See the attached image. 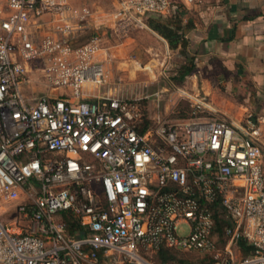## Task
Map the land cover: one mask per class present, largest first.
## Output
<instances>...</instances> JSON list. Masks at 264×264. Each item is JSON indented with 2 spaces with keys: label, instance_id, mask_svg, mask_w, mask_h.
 I'll return each instance as SVG.
<instances>
[{
  "label": "built area",
  "instance_id": "obj_1",
  "mask_svg": "<svg viewBox=\"0 0 264 264\" xmlns=\"http://www.w3.org/2000/svg\"><path fill=\"white\" fill-rule=\"evenodd\" d=\"M0 15V264H160L161 247L213 254L212 264H264V143L253 125L216 116L204 97L191 116L143 131L141 99L83 98L108 81L103 37L72 40L93 15L67 0H4ZM120 0L109 28L125 39L178 3ZM51 13L55 36H38ZM48 92L28 97L29 62ZM83 229L69 233L62 212ZM229 223L215 235V213ZM14 214L13 226L4 222ZM182 231V232H181ZM253 253L238 257L239 241Z\"/></svg>",
  "mask_w": 264,
  "mask_h": 264
},
{
  "label": "crops",
  "instance_id": "obj_2",
  "mask_svg": "<svg viewBox=\"0 0 264 264\" xmlns=\"http://www.w3.org/2000/svg\"><path fill=\"white\" fill-rule=\"evenodd\" d=\"M119 1L67 0L72 8L87 6L93 11L84 29L72 42L83 43L98 32L103 37L104 46L99 59L103 60L107 54L110 57L106 59L109 80L101 86L86 82L83 87L84 100L96 101L107 96L136 99L132 96L134 88L147 82L145 86L148 92L157 91L164 99L160 100L159 105L155 100L147 101L148 105H144L147 117L156 123L173 121L176 119L173 113L178 108L177 100L172 96L170 99L173 102H169L165 93L171 87L153 89L149 86L153 81L151 76L141 75L143 72H137L125 59L136 56L142 61L143 69L153 70L165 69L172 61L178 63L176 67H179L186 62L188 55L194 58L196 69L181 84L173 87L189 92L193 97H204L217 106L215 108H218L221 117L243 123L241 120L245 116H251L260 134L264 132V0L180 2L182 5L176 6L167 20L181 36L174 48L148 22L147 27L134 26L125 39H117L109 28L108 14ZM36 22L35 32L38 36H55L56 20L51 13H44ZM167 56L169 60L165 61ZM119 78L123 82L119 83ZM46 92L47 86L38 78L24 86V93L28 97ZM218 94H221L220 101L214 104Z\"/></svg>",
  "mask_w": 264,
  "mask_h": 264
},
{
  "label": "rangeland",
  "instance_id": "obj_3",
  "mask_svg": "<svg viewBox=\"0 0 264 264\" xmlns=\"http://www.w3.org/2000/svg\"><path fill=\"white\" fill-rule=\"evenodd\" d=\"M6 11V4H5V1L4 0H0V15L4 14ZM109 56V55H108ZM110 58V57H109ZM137 59V60H136ZM108 60V59H107ZM127 61V63L130 65L133 66V68H136L137 72H143L141 73V75H150L152 80L153 81H150V87H152L153 89H156V87H159V86H168V87H171L170 91L169 92H165L167 95H168V99L172 98V96H174V98L177 100L176 101V104L178 105V108L175 109V112L173 113L174 114V117L177 118H182V117H188V116H191L192 113H193V101L192 99H189L185 94H183L182 91H178L176 88L173 87V85H178V82L175 80V77L177 74L174 73L175 70H177L179 67H176V65L178 64H175V62H171L169 63L167 66V68H156V69H153L151 70L150 68H145L143 69L141 67V63L142 61L139 59V58H136V56H132L130 59H125ZM168 56L165 57V61H168ZM164 63V62H163ZM42 67V64L41 62H38V61H31L29 62V69L31 71V75L33 78H41V70H38V69H41ZM159 67H161V64L159 63ZM163 67V65H162ZM123 79V78H122ZM109 80V78H108ZM118 82H123V80H121L120 78L118 79ZM145 83L147 82H144V86L138 85L136 86L137 88L135 89L134 88V94L132 96H134L136 99L138 98H141V101L143 102V104L145 105V107L148 105V100H155V102L159 105L160 103V100H164L162 98V94L158 93L157 91L155 92H148L146 86H145ZM210 96V95H209ZM220 98H221V94H218L217 98H215V101L214 104H217V102L220 101ZM169 102H173L172 99L168 100ZM212 106H214L213 104H211ZM216 106V105H215ZM214 106V109H216ZM219 106V105H218ZM217 107V106H216ZM147 110V109H146ZM218 108L216 109V112L214 111V113L216 114V116H219V112L217 111ZM235 111V110H234ZM243 111V110H242ZM146 114H147V111H146ZM252 114H254L252 112ZM148 118V117H147ZM149 120V125L152 126V127H157L158 125V122L156 123L155 121H152L148 118ZM252 121V117L251 116H248L247 117L245 116V118H243V120H241V122H247V121ZM260 139L261 141H263L264 143V132L262 131L261 134H260ZM14 214H7L4 218V222L8 224L9 227L13 226L11 224V222L13 221L14 217H13ZM182 232V231H181ZM243 256L242 252L240 251L238 253V257H241ZM178 258H186L188 259L191 263H198L201 261L202 258L199 257L198 254H194V253H184V252H180L178 254ZM151 260V259H150ZM206 260V259H205ZM152 261V260H151ZM214 261L210 260V261H202V263L200 264H212ZM126 264H128V262H126ZM170 264H180V262L178 260H174L172 261V263Z\"/></svg>",
  "mask_w": 264,
  "mask_h": 264
},
{
  "label": "trees",
  "instance_id": "obj_4",
  "mask_svg": "<svg viewBox=\"0 0 264 264\" xmlns=\"http://www.w3.org/2000/svg\"><path fill=\"white\" fill-rule=\"evenodd\" d=\"M179 5L182 4L178 3L176 6L178 7ZM173 18H176V16H174ZM168 19H169L168 16L165 15L150 14L147 18V22L152 29L156 30L158 33H160L163 37H165L169 41L171 48H174L177 46V43L180 42L181 36L180 34H178L175 28L170 26L171 24L167 21ZM186 58H187L186 62L180 65L179 68L177 69L178 71L176 73L177 75L175 77V80L178 82V84H181L185 80L186 76L192 73L196 69L194 58H190L188 55H186ZM149 127L151 126L149 125V120L147 118V115H145V124L143 127V131L147 130V128ZM62 217L66 221L68 225L69 233L71 235L74 236L82 235L83 229L80 226L79 220L76 219L70 211L62 212ZM215 219H216L215 235L218 236L219 238H222L223 228L225 224H228L229 222L226 219H224V217H222V215L219 214L218 212L215 213ZM239 249L242 252L243 256L253 253V248L243 240L239 241ZM180 252L198 254L199 257L202 259L200 262L196 264H200L202 263V261L205 262L206 260L207 261L214 260L213 254L211 255L209 253L179 250L169 247H161L159 250L153 252V254L149 255L148 257L153 262L160 264H170L174 260H178L180 264H194L191 263L186 258H178V254Z\"/></svg>",
  "mask_w": 264,
  "mask_h": 264
}]
</instances>
